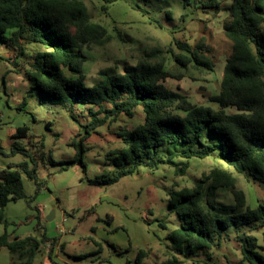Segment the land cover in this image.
<instances>
[{
	"label": "trees",
	"instance_id": "1",
	"mask_svg": "<svg viewBox=\"0 0 264 264\" xmlns=\"http://www.w3.org/2000/svg\"><path fill=\"white\" fill-rule=\"evenodd\" d=\"M93 1V0H90ZM103 2L102 9L116 0ZM195 9L219 10V0H182ZM228 17L223 23L225 38L230 42L217 94L208 103H194L185 94L166 86L167 79H181L189 70L210 72L214 63L208 58L209 47L200 40L195 45L174 39L178 50L169 46L174 69L166 67L162 48L145 49L133 65L122 72H98L90 86L86 83L85 48L102 46L111 37L103 25L93 22L83 0H0V43L15 52L9 71L23 74L32 88H38L52 101L60 103L69 117L83 128L70 143L74 157L64 161L79 164L85 170V142L103 125L118 122L123 116L132 119L139 112L141 120L130 130L117 132L122 145L108 151L106 163L111 174L101 173L89 180L93 185H112L123 176H131L140 166L155 169L161 163L176 167L183 174L188 165L176 162L174 156L188 159L206 158L219 150L222 160L243 175L248 182L264 188V0H230ZM43 47L29 61L23 59L25 44ZM228 108L235 111L229 112ZM86 120L80 122L78 116ZM29 126L16 128L11 153H22L28 160L0 170V223L8 225L4 208L11 202L26 200L22 173L37 180L36 167L28 148L16 139L28 136ZM218 138L208 143L204 134ZM178 144L166 158L157 155L161 147ZM44 158V152L41 155ZM51 163H55L51 156ZM228 170L214 167L201 176L194 186L168 191V206L179 219V225L164 237L168 257L153 264H187L198 256L211 258L213 249H221L227 240L239 245L240 259L223 264H264V231L262 244L250 231L264 229V198L255 207L247 204L243 190ZM227 190L232 201L220 203L218 189ZM108 217L107 223L111 224ZM162 229L166 221L160 220ZM50 242L49 258L56 240L43 235L15 236L0 234V247L17 254L21 264L33 263L41 244ZM63 245H61V250ZM145 252L140 251L139 258ZM138 264H140L138 262Z\"/></svg>",
	"mask_w": 264,
	"mask_h": 264
},
{
	"label": "rangeland",
	"instance_id": "2",
	"mask_svg": "<svg viewBox=\"0 0 264 264\" xmlns=\"http://www.w3.org/2000/svg\"><path fill=\"white\" fill-rule=\"evenodd\" d=\"M93 22L107 28L110 42L102 46L85 48L87 61L84 72L88 86L98 77V72H122L133 65L145 49L162 48L167 58L166 67L175 64L166 51L169 46L178 50L174 39L195 45L202 40L209 47L208 58L214 70L198 72L190 69L181 79H167L166 86L185 94L194 103H208V96L217 94L230 42L225 38L223 23L228 17L230 0H219V10L195 9L185 6L182 0H116L103 10V2L83 0ZM23 59L29 61L39 44H25ZM0 55L14 59L15 52L0 43ZM10 60L0 59V170L15 165L28 157L22 153L12 154L10 147L14 139L11 130L26 124L28 136L16 139L28 148L37 164V180H30L22 173L26 200L11 202L4 208L8 225L0 223V234L19 237L32 235L40 239L43 235L56 240L52 258L64 264H153L168 257L164 237L167 231L179 225V219L168 206V191L192 187L196 181L212 168L228 170L236 178V186L243 190L247 204L255 207L264 198V188L251 183L236 173L219 156L216 149L212 155L202 159H183L174 156L176 162L188 165L183 174H175L176 167L161 163L155 169L140 166L131 176L122 177L112 185H93L90 179L101 173L111 174L113 166L106 162V153L122 145L117 132L132 129L142 118L141 112L132 119L121 117L118 122L103 125L93 133L85 145L83 156L85 170L79 164L68 165L64 161L75 155L70 144L76 132L83 129L72 120L66 109L30 83L24 89L23 74H16ZM24 76V77H23ZM17 82L19 85H17ZM24 89V90H23ZM24 98L26 104L19 107ZM229 112L235 111L228 108ZM78 116V115H77ZM80 122L86 118L78 116ZM208 143H217L218 138L205 133ZM179 148L171 144L159 148L157 155L166 158ZM44 152V158L41 157ZM51 156L55 163H51ZM220 203H230V193L219 188ZM53 213V218L47 217ZM112 218L111 224L107 223ZM165 220L167 229H162L160 220ZM264 229L252 230L262 244ZM61 245L63 249L61 250ZM50 242L41 244L32 264H48ZM239 245L229 239L221 249H213L211 258L198 256L197 264H223L227 259L236 263L240 259ZM145 252L138 259L139 252ZM193 259L187 264H193ZM14 264L21 261L14 259ZM13 257L6 248H0V264H12Z\"/></svg>",
	"mask_w": 264,
	"mask_h": 264
},
{
	"label": "crops",
	"instance_id": "3",
	"mask_svg": "<svg viewBox=\"0 0 264 264\" xmlns=\"http://www.w3.org/2000/svg\"><path fill=\"white\" fill-rule=\"evenodd\" d=\"M24 77V76H23ZM25 78V77H24ZM27 79L25 78V79H22L21 80V84H22V87L24 88V89H27L29 86V83H27V81H26ZM29 82V81H28ZM17 85H19L18 84V82H17ZM32 88V87H31ZM23 89V90H24ZM33 89V88H32ZM26 104V101L24 100V98L21 100V102H20V105H19V107H23L24 105ZM15 132H16V130H11L10 131V136H11V138H12V136L15 134ZM13 139V138H12ZM19 201V200H18ZM17 202V201H16ZM4 227H6V226H4ZM6 231V230H5ZM4 231V232H5ZM7 232V231H6ZM8 234V233H7ZM9 235V234H8ZM11 238H13V237H15V236H17V235H9ZM0 248H3V247H0ZM4 248H6V247H4ZM7 249V248H6ZM8 251V250H7ZM9 252V251H8ZM10 253V252H9ZM11 254V253H10ZM12 257H13V263L12 264H14V259H17L18 261H21V263H22V260L18 257V255L17 254H12ZM34 262V261H33ZM20 263V264H21ZM47 263L48 264H54L51 260H50V258L48 257L47 258ZM32 264V263H31Z\"/></svg>",
	"mask_w": 264,
	"mask_h": 264
},
{
	"label": "water",
	"instance_id": "4",
	"mask_svg": "<svg viewBox=\"0 0 264 264\" xmlns=\"http://www.w3.org/2000/svg\"><path fill=\"white\" fill-rule=\"evenodd\" d=\"M52 218H53V213H51V214L47 217L48 220H51Z\"/></svg>",
	"mask_w": 264,
	"mask_h": 264
}]
</instances>
